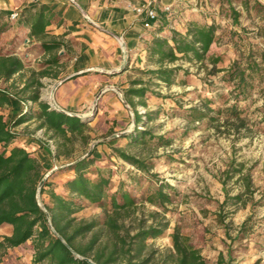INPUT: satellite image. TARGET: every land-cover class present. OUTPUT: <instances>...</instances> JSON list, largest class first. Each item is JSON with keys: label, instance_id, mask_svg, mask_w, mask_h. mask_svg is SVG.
Here are the masks:
<instances>
[{"label": "rangeland", "instance_id": "rangeland-1", "mask_svg": "<svg viewBox=\"0 0 264 264\" xmlns=\"http://www.w3.org/2000/svg\"><path fill=\"white\" fill-rule=\"evenodd\" d=\"M230 1L234 9L240 13L239 27L231 24L227 0H175L169 12L164 11L166 6L162 12L169 16L171 22L194 15L203 22L216 25L219 40L210 53L222 58L217 68H227L238 55V51L247 52L250 48L260 62L262 59L260 55L264 53V35L258 31L264 24L255 13L247 14L241 8L239 2L242 0ZM256 1L264 6V0ZM250 2L253 4V0ZM81 13L85 15V12ZM5 22L9 23V27L13 24L10 18L9 21L3 18L0 24L3 25ZM100 28L107 30L102 26ZM182 28L181 26L180 30ZM233 31L237 32L238 37L232 35ZM4 33L0 34L1 54L10 53L18 56L29 70L42 68L41 64L47 56L39 55L37 41L32 40L24 44V36L14 38ZM34 43L36 45H33ZM31 49L34 53L29 52ZM68 49L74 50L70 46ZM61 52L62 49L58 55H62L59 54ZM70 55L73 56L72 53ZM111 59L112 56L104 50L99 51L95 57L87 52L69 71L67 70L69 60L62 61L52 68V74L57 75L58 79L49 81L41 79L44 83L41 96L56 109L57 105L66 110L85 107L75 114L68 112L86 121L90 128L87 132L90 138L88 145H82L79 140L75 141L73 159L87 155L97 146L98 150L110 155L109 157L98 154L97 165L111 171L115 185L122 181L124 187L133 190V194L138 197L141 189L130 183L129 175L139 176V173L113 155L110 146L119 147L128 154L148 162L150 173L155 176V180L171 186L175 190L176 198L172 204L165 205V209L141 202L130 211L110 213V216L117 220L119 230L117 235L109 234L107 227L104 226L102 244L109 247L114 243L122 245L120 241L122 238L132 245L130 237L139 229H147L150 226L163 228L162 236L147 240L140 259L134 261L140 262L153 253L148 264H158L161 257L171 251L170 234L177 227L182 234L190 238L191 243L200 250L208 264H218L220 255L224 264L230 259L232 263L227 264H251L256 260L264 264V122L261 121L264 113L254 115L250 123H247V127L241 128L238 132L229 126L220 125L218 128L214 125L208 126L206 121L190 123L185 111L199 106L200 97L215 96L218 92L226 93L227 88L220 82L222 72L208 77L205 67L179 61L176 66H181L188 72V75L183 77L187 84L181 85L176 81L174 85L167 87L150 75L142 73L156 68L149 61L147 54L130 53L129 56L125 53L124 57L123 55L121 57L120 68L105 70L111 66L109 62ZM84 64L94 65L98 69L85 72L89 75L70 79L58 88L57 83L60 79L75 71L76 73L83 71L78 69ZM262 64L264 66V59ZM181 75L182 73L179 78H182ZM28 76L29 71H24L22 75L15 76L7 83L0 80V86L9 87L10 84H14L13 89L20 90ZM97 80L100 83H96ZM135 80H142L149 90L159 94L156 96L146 93L144 98L146 108L137 103L139 101L136 97L133 98L136 110L144 121L138 129L145 128L154 136H162L170 140L171 145L145 148L129 146L126 139H120L134 130L132 110L124 102L125 91ZM93 82L95 85H91ZM258 97V93L253 96L254 99ZM26 105L36 110V105L31 102H27ZM263 105L264 97L258 98L251 110L263 108ZM20 111V105L8 111L6 113L8 122ZM37 126L38 122L31 120L16 127L14 132L18 134V140L25 139L23 146L41 162L44 176L52 170L54 176L48 181L60 190L62 183L69 176V173L61 171L67 161L63 158L59 160L53 158L56 143L49 139L50 133L38 130ZM101 143L105 144L100 147ZM236 169H241V173L234 172ZM227 171L229 177L226 176ZM242 175H249L250 178V189L247 192L244 180L241 179ZM142 185H148L145 177L142 179ZM239 194L242 195L241 201L232 199ZM218 215L223 218L222 223L217 220ZM75 217L84 221L95 219L102 222L105 214L102 209L90 206L79 211ZM10 233L11 227H0V237ZM31 256L30 243H27L17 250L10 251L4 264H30Z\"/></svg>", "mask_w": 264, "mask_h": 264}, {"label": "trees", "instance_id": "trees-1", "mask_svg": "<svg viewBox=\"0 0 264 264\" xmlns=\"http://www.w3.org/2000/svg\"><path fill=\"white\" fill-rule=\"evenodd\" d=\"M227 2L231 24L239 27L240 13L234 9L230 0ZM239 3L247 14L255 13L264 24V6L256 0H253V4L250 0H242ZM52 15L48 6L36 2L28 4L21 12V20L29 25V37L39 42L41 51L47 56L40 70H29L18 56L1 54L0 51V80L3 83L22 75L24 71H29V76L20 90H14V84L9 87L0 86V227H11L9 235L0 237V264L5 263L10 251L17 250L27 243H30L32 251L30 264H89L86 259L94 264H148L153 253L140 262L134 261L140 259L147 240L162 236L163 228L150 226L147 229H139L130 237L134 246L121 238L122 245L114 243L109 247L102 244L103 227H107L109 234L117 235L118 222L110 213L130 211L141 202L165 209V205L174 202L175 190L168 184L155 180V176L150 173L148 162L128 154L119 147L110 146L113 155L139 173V176L129 175L130 183L141 189L138 197L133 194V190L125 188L122 181L115 185L111 171L97 165L98 154L110 157L103 150H98L97 146L87 155L73 159L76 140L82 145H88V123L53 108L41 96V79H57L58 76L52 74V68L58 66L63 57L58 55L63 43L55 38L47 39L46 29L51 25ZM180 19H185L182 30L167 28V33L162 34L164 28L160 27L156 30L157 35L154 34L149 39L144 49L149 61L156 68L142 73L170 87L176 81L181 85L187 84L183 77L188 75V72L181 66H176L179 61L205 67L208 77L222 72L220 82L227 88L226 93L218 92L215 96L200 97V105L186 110V117L190 123L206 121L208 126H229L236 132L247 127L254 115L264 113V107L251 110L258 98L264 97V53L260 55L262 59L259 62L251 48L247 52L238 51V55L227 68L219 69L217 65L222 61L221 56L210 53L219 40L216 25L203 22L194 15ZM162 21L165 27L168 24L180 23L179 20ZM8 29L9 23L0 24V34ZM258 32L264 35V25ZM232 35L238 37L235 31ZM181 73L182 78H179ZM137 86L139 88H136ZM146 93L159 95L149 90L142 80L132 81L130 88L125 91L126 103L133 113L134 130L120 139H126L129 146H169L170 140L154 136L145 128L138 129L144 121L136 110L133 98L136 97L139 101L137 103L146 108ZM255 93L259 94L256 99L253 98ZM27 102L36 105V110L27 107ZM17 104L21 106V111L8 122L6 113L13 110ZM31 120L38 122V130L51 134L49 139L56 143L53 158H63L67 161L61 171L69 173V176L62 183L60 190L48 181L54 176L53 173L46 177L38 190V184L45 174L43 166L29 151L15 144L18 134L14 129ZM261 121L264 122V116ZM103 144L105 143L99 146L102 147ZM241 171L234 170L237 173ZM228 173L229 171L226 172L227 177ZM144 177L148 181L147 186L142 185ZM241 179L244 180L245 191H249V175H242ZM232 199L241 201L242 195H236ZM90 206L103 210L105 218L102 222L95 219L84 221L75 217L79 211ZM217 217L222 223L223 218L220 215ZM170 239L171 251L161 257L158 264H208L200 250L179 228H174ZM229 262L232 263V260ZM218 264H224L221 255ZM251 264H260V260Z\"/></svg>", "mask_w": 264, "mask_h": 264}, {"label": "crops", "instance_id": "crops-1", "mask_svg": "<svg viewBox=\"0 0 264 264\" xmlns=\"http://www.w3.org/2000/svg\"><path fill=\"white\" fill-rule=\"evenodd\" d=\"M32 2L44 4L52 11L51 25L46 29L47 39L55 38L63 43L62 52L59 53L63 56L60 63L68 59L70 63L67 68L68 71L78 63L84 53L88 52L95 57L99 51L103 50L112 56L109 61L111 66L105 68V70L120 68L122 66L121 57L122 55L124 57L125 53L129 56L130 53L146 54L145 49H143L145 47L144 44L146 45L149 42L152 35H157V29L163 27L162 34H166L167 28L179 30L185 23V19H179L180 23H175L174 26L171 24L166 27L165 25L163 26L164 22L162 20H168L169 16L163 13L162 10L165 6H172L175 0H0V23L3 18L9 21L12 13L18 14V20H12V26L4 34H9L14 38L24 36V44L34 41V39L29 37V25L21 20L22 10ZM75 4L85 12L86 17L82 15ZM142 7L153 9L157 14V18L148 20L145 11L140 14L137 13L136 9ZM96 26H102L120 36L123 44L115 41L114 38L99 30ZM37 44L36 48L39 49V55H43L39 42ZM33 45L36 44L34 43ZM68 45L74 50L68 49ZM29 52L34 53L33 49L29 50ZM71 53L73 56L70 55ZM93 69L96 71L95 69L98 68L94 65L87 66V64H84L78 70L90 72ZM82 75L89 74L83 73L78 76ZM44 79L49 81L53 78L45 77ZM96 83L100 82L97 80ZM91 85H95V82L91 83ZM58 88L54 92L53 99ZM57 107L67 112L70 111L72 114L85 108L66 110L59 105ZM24 142H26L25 139H19L15 144L26 149L23 146ZM26 150L29 151L28 149Z\"/></svg>", "mask_w": 264, "mask_h": 264}, {"label": "water", "instance_id": "water-1", "mask_svg": "<svg viewBox=\"0 0 264 264\" xmlns=\"http://www.w3.org/2000/svg\"><path fill=\"white\" fill-rule=\"evenodd\" d=\"M71 1H72V0H71ZM73 3H74V2H73ZM75 5H76V4H75ZM76 6H77V8H78L81 12L83 11L78 5H76ZM83 12H84V11H83ZM84 17H86V14L84 15ZM96 27H97L99 30L103 31L104 33L110 35L112 38L118 40L121 44H123V40H122V38H121L120 36H118V35H116V34L110 32V31L102 30L99 26H96ZM85 72H86V70L81 71V72H77V73H73V74H70V75H67V76H65L64 78H62V79H60V80L58 81L57 86H60V85H62L64 82L70 80L71 78L76 77V76H78V75H80V74H83V73H85ZM124 104L126 105V102H124ZM51 106H52V105H51ZM52 107H53V106H52ZM57 110H59L60 112H62V113H64V114L72 115V114H70V113H68L67 111H64V110H62V109H58V108H57ZM75 116H77V115H75ZM51 172H52V170H51L50 172H48V173L44 176V178L42 179V181L38 184V190H39L40 187L42 186V184H43L44 180L46 179V177L48 176V174H50ZM37 198L39 199V196H38V195H37ZM86 261H87L89 264H94L93 262H91V261L88 260V259H86Z\"/></svg>", "mask_w": 264, "mask_h": 264}, {"label": "built area", "instance_id": "built-area-1", "mask_svg": "<svg viewBox=\"0 0 264 264\" xmlns=\"http://www.w3.org/2000/svg\"><path fill=\"white\" fill-rule=\"evenodd\" d=\"M144 11L146 12V18L148 20H155L157 18V14L155 13V11L153 9L149 8V7H142V8L136 9V12L139 13V14L144 12ZM164 11L165 12H169L170 11V6H166L164 8ZM17 18H18V14L17 13H12L10 15V19L11 20H16ZM146 26H147V24H146Z\"/></svg>", "mask_w": 264, "mask_h": 264}]
</instances>
